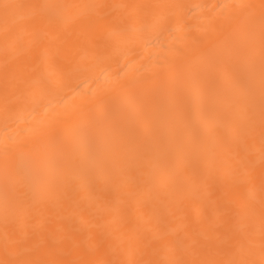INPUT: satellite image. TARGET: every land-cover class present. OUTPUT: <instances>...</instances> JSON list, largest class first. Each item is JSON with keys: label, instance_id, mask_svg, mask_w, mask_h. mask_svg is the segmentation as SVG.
<instances>
[{"label": "bare ground", "instance_id": "1", "mask_svg": "<svg viewBox=\"0 0 264 264\" xmlns=\"http://www.w3.org/2000/svg\"><path fill=\"white\" fill-rule=\"evenodd\" d=\"M0 264H264V0H0Z\"/></svg>", "mask_w": 264, "mask_h": 264}]
</instances>
